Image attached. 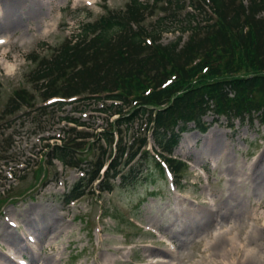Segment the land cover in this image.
Here are the masks:
<instances>
[{"label":"rangeland","instance_id":"1","mask_svg":"<svg viewBox=\"0 0 264 264\" xmlns=\"http://www.w3.org/2000/svg\"><path fill=\"white\" fill-rule=\"evenodd\" d=\"M9 1L0 0V14ZM40 1L42 5L34 10L33 16L25 13L27 8H24L10 27L0 18V34H11L7 46L14 52H26V59L30 61L22 79H9L0 74V157L8 160L6 164L0 161V226L4 225L0 230V252H3L0 262L7 263L3 256L6 254L28 264L33 255L40 260L46 253L56 257L58 264H151L154 255H162L165 264H199L201 261L208 264L210 258L204 250L211 236L197 237L181 247L171 233L181 229L174 209H181L178 215L182 219L192 211L207 210L218 220L224 207L230 206L226 200L231 192L239 198L236 201L237 217L232 219L240 228L239 235L245 238L252 229H257L264 220V185L256 193L259 182L247 179L246 175L250 162L261 158L264 165V125L258 114L244 122L219 118L203 136L193 129L181 134L173 155L189 163L172 183L170 177L166 179L153 170L147 180L128 188L89 193L70 205L63 203V193L78 178L80 171L61 166L56 161L47 164L44 153L46 146L54 142L50 138L63 135L62 131L70 128L59 123L61 115L78 118L79 111H73L78 106L70 104L62 110L49 107L45 112L27 108L10 116L2 114V110L7 100L20 89L34 96L36 108L42 105L39 84L34 85L29 80L35 67L32 57H47L75 32L78 22L97 19L107 10H121L129 0ZM195 15L201 19L197 12ZM179 18L167 21L166 26L170 30L185 26L182 15ZM177 35L178 32L165 33L159 42L165 45ZM186 36L184 34L182 39ZM215 119L217 116L210 112L204 118L211 125ZM92 120L84 119L94 126L102 124ZM214 138L221 139L222 145L212 154L202 145ZM93 158L92 153L84 156L85 160ZM260 179L264 178L260 176ZM10 197L12 199L5 202ZM42 213L46 217L42 222L54 227L45 229L40 235L30 229L33 219ZM253 213L260 220L256 221ZM10 222L19 225L18 229H9L16 231L28 247L24 248L22 244V248H13L6 244V236L10 234L5 226ZM219 226L215 223L208 232H214ZM27 237H31L32 242L29 243ZM168 239L171 245L166 242ZM258 245L264 256V239ZM38 260L34 263L40 264ZM215 262L219 264V260Z\"/></svg>","mask_w":264,"mask_h":264},{"label":"trees","instance_id":"2","mask_svg":"<svg viewBox=\"0 0 264 264\" xmlns=\"http://www.w3.org/2000/svg\"><path fill=\"white\" fill-rule=\"evenodd\" d=\"M187 7L193 12L184 13L185 26L170 30L167 21L180 19ZM177 31L175 40L159 42L163 34ZM32 59L29 80L39 84L43 101L76 97L84 104L81 111L101 105L93 110L106 118L100 133L72 128L61 146H50L45 155L69 167L86 165L63 195L66 204L93 193L96 180L98 190L107 192L116 187L117 177L118 186L128 188L153 170L163 173L146 149L148 133L177 176L183 164L169 157L180 133L189 125L206 131L210 109L229 122L257 114L264 122V0H129L121 10L78 22L47 57ZM35 104L28 91L16 90L2 113L14 115ZM62 120L85 126L74 118ZM84 151L94 159L82 163Z\"/></svg>","mask_w":264,"mask_h":264},{"label":"bare ground","instance_id":"3","mask_svg":"<svg viewBox=\"0 0 264 264\" xmlns=\"http://www.w3.org/2000/svg\"><path fill=\"white\" fill-rule=\"evenodd\" d=\"M42 2L40 0H11L6 3L5 10H3L0 14V18L2 17V23L6 26H9L10 23H14L15 19L18 16V13L27 8V12L30 16H33L34 10L41 6ZM10 27V26H9ZM222 145L221 139H216L211 141H206L203 143L202 147H207V149L215 154L220 150L218 147ZM249 172L246 175L247 179L252 181H258L259 184H256L255 187L256 193L260 191L262 186L264 185V179H260V176L264 178V165L261 162V158L256 159L249 163L248 166ZM239 198L235 197L234 193H229L226 202L230 205L229 207H224V212L220 213L218 220H216L212 213H208L209 211L199 212L192 211L190 214H186L183 219L181 215H178V212H181V209H174L175 216L177 217V221L180 222V228L178 230L172 231V237L176 238L181 247H185L191 241L195 240L197 237L201 238L203 235L211 236V241L208 242L205 246L204 252L208 253V264H214L215 260H219V264H264V256L259 251L258 243L262 242L264 239V220L257 226V229H252L245 238H242L240 233V228L236 225L235 221V212H236V201ZM256 221L260 220L259 216L255 213L252 214ZM38 218L33 219V225L31 232H38L40 235L45 229H49L50 227H54V225H48L47 222H42V219H45V214L37 215ZM253 219V218H252ZM216 223H219L218 229L214 232H208ZM221 223V224H220ZM14 224V223H12ZM254 224L256 222L254 221ZM0 230L4 229L0 226ZM7 233L10 234L6 236V244L9 246L26 248L28 244L22 243L23 239L16 234V231L9 229L11 226H5ZM9 231V232H8ZM160 238H164L160 236ZM26 241V240H24ZM27 241H29V237H27ZM168 245H171V241L168 239L166 241ZM24 244V246L22 245ZM12 248V247H11ZM261 249V247H260ZM3 254V252H0ZM161 255V254H159ZM167 256V254H165ZM5 258L8 260L7 263L3 261L0 264H14L16 263L15 258L11 256L10 258L4 254ZM162 255H154L151 258V264L162 263L165 264V261L162 260ZM37 260L34 255L31 257V262L28 264H36ZM206 261V259H204ZM204 261V262H205ZM36 262V263H34ZM40 264H58V260L52 254L44 253V258L38 260ZM216 263V262H215ZM16 264H19L17 262ZM199 264H205L201 261Z\"/></svg>","mask_w":264,"mask_h":264},{"label":"clouds","instance_id":"4","mask_svg":"<svg viewBox=\"0 0 264 264\" xmlns=\"http://www.w3.org/2000/svg\"><path fill=\"white\" fill-rule=\"evenodd\" d=\"M10 40L11 34H0V74L9 79H22L30 61L26 59V52H14L7 46Z\"/></svg>","mask_w":264,"mask_h":264},{"label":"snow or ice","instance_id":"5","mask_svg":"<svg viewBox=\"0 0 264 264\" xmlns=\"http://www.w3.org/2000/svg\"><path fill=\"white\" fill-rule=\"evenodd\" d=\"M0 43H2V41H0Z\"/></svg>","mask_w":264,"mask_h":264}]
</instances>
